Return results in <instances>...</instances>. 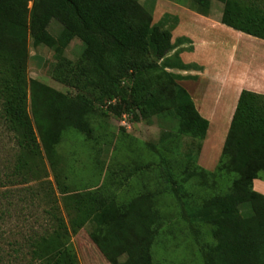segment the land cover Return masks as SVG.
I'll use <instances>...</instances> for the list:
<instances>
[{
    "label": "trees",
    "instance_id": "16d2710c",
    "mask_svg": "<svg viewBox=\"0 0 264 264\" xmlns=\"http://www.w3.org/2000/svg\"><path fill=\"white\" fill-rule=\"evenodd\" d=\"M194 1L203 9L209 7L210 0ZM220 1L223 24L264 40L261 9L239 0ZM52 19L61 25L56 37L48 31ZM176 22L175 16L165 13L152 23L150 12L138 0H0L3 113L22 150L17 168L28 163L44 168L39 144L52 165L54 146L67 129L91 138L87 117L98 108L119 117L131 107L144 106L156 115L174 116L179 134L203 140L207 120L177 82L182 76L167 70L189 66L180 61L178 50L171 54L187 40L178 37L171 42ZM27 34L34 46H47L56 55L74 38L83 44L68 80L76 93L64 94L31 80V116L24 72ZM195 164L189 165L193 169L187 176L198 178L201 186L218 175L233 176L224 194L203 199L196 209L212 236L209 242L193 235L203 264H264V195L252 188V180L264 175V94L240 92L214 169ZM104 185L63 192L69 226L53 213L48 232L34 241V258L45 264H78L69 230L74 233L90 222L92 239L114 264L122 254L125 264H152L150 247L162 227L153 196L141 193L119 200Z\"/></svg>",
    "mask_w": 264,
    "mask_h": 264
},
{
    "label": "rangeland",
    "instance_id": "374dc122",
    "mask_svg": "<svg viewBox=\"0 0 264 264\" xmlns=\"http://www.w3.org/2000/svg\"><path fill=\"white\" fill-rule=\"evenodd\" d=\"M138 1L150 13L170 9L168 2L203 13L223 8L220 0H210L207 9L194 0H159L158 7L157 0ZM239 1L264 12V0ZM31 5L29 1L28 8ZM60 30L61 25L52 19L48 31L56 37ZM82 49V42L74 38L56 55L47 46H34L27 34L24 72L29 116L31 80L64 94L76 93L68 80ZM2 81L0 72V264H45L33 257V245L48 232L53 213L69 226L63 192H82L101 183L119 200L127 201L141 193L153 196L162 227L150 247L152 264H203L193 235L209 242L212 236L208 225L197 217L196 209L203 199L224 194L233 176L218 175L203 186L198 178H188L189 168L193 169L189 165H196L201 141L179 134L174 116L156 115L142 106L131 107L130 112L115 117L98 108L87 117L91 138L67 129L54 146L52 165L39 144L44 168L37 169L31 163L17 168L22 150L4 117ZM93 228L87 222L74 233L68 229L69 244L78 264H114L92 239ZM125 259L122 254L116 263L125 264Z\"/></svg>",
    "mask_w": 264,
    "mask_h": 264
},
{
    "label": "crops",
    "instance_id": "0c3cea01",
    "mask_svg": "<svg viewBox=\"0 0 264 264\" xmlns=\"http://www.w3.org/2000/svg\"><path fill=\"white\" fill-rule=\"evenodd\" d=\"M170 3V9L150 13L152 23L165 13L173 15L177 22L171 42L178 37L187 39L171 54L178 50L180 61L188 68L168 70L182 76L177 82L208 122L196 163L210 171L220 157L240 92L264 94V40L223 24L222 10L210 8L203 13ZM159 4L157 0L156 6ZM252 188L264 195V175L252 180Z\"/></svg>",
    "mask_w": 264,
    "mask_h": 264
}]
</instances>
